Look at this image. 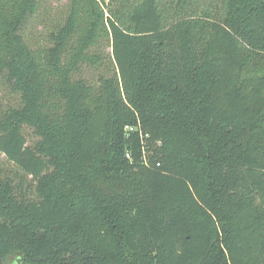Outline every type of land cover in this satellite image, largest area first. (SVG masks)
<instances>
[{"label": "trees", "instance_id": "trees-1", "mask_svg": "<svg viewBox=\"0 0 264 264\" xmlns=\"http://www.w3.org/2000/svg\"><path fill=\"white\" fill-rule=\"evenodd\" d=\"M13 257L264 264V0H0Z\"/></svg>", "mask_w": 264, "mask_h": 264}, {"label": "rangeland", "instance_id": "rangeland-1", "mask_svg": "<svg viewBox=\"0 0 264 264\" xmlns=\"http://www.w3.org/2000/svg\"><path fill=\"white\" fill-rule=\"evenodd\" d=\"M38 29H40V28H38ZM106 51L110 52V48H107ZM15 261H17V260L15 259V257H13V258L10 259V263L9 264H17Z\"/></svg>", "mask_w": 264, "mask_h": 264}]
</instances>
